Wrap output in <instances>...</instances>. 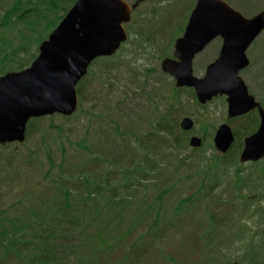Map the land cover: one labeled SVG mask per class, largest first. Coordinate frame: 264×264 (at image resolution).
Listing matches in <instances>:
<instances>
[{
  "label": "rangeland",
  "instance_id": "374dc122",
  "mask_svg": "<svg viewBox=\"0 0 264 264\" xmlns=\"http://www.w3.org/2000/svg\"><path fill=\"white\" fill-rule=\"evenodd\" d=\"M126 1L133 5L140 0ZM225 1L248 18L264 10V0ZM13 3V0H0V19ZM195 4L196 0H143L133 12L131 22L126 25V29L130 25L139 34L129 36L124 50L117 53H121L122 61L117 62L113 73L104 72V65L92 68L97 76L90 74L86 80L78 111L68 119L61 115L44 117L31 127L29 139L27 137L24 144H10L5 150L0 149V210L9 215L16 214L27 208L28 203L35 202L37 197L45 199L52 196V187L58 179L61 164L70 171L84 165L93 157L92 151L99 150L100 139L110 141L104 145L107 155L112 159L116 158L120 167L125 169L135 164L132 147L136 142L130 133H146L148 119L158 118L173 102L170 96V81L173 78L162 72L161 63L164 58L172 57L173 41L182 36L183 31L178 30L186 26ZM2 30L1 28L0 32ZM27 36H30L28 31ZM6 37L14 47L23 41V35L16 30L9 31ZM129 40L135 43L128 44ZM36 45L33 42L29 46L30 55L38 56ZM221 46L222 40L217 39L195 58L194 76L202 78L205 75L207 65L218 57ZM247 55L251 59V66L243 70L240 76L250 94L259 102H264V32L249 48ZM20 57L27 59L29 55ZM14 66L9 64L10 68ZM90 68L88 73L91 72ZM150 69L154 71H147ZM182 100L185 107L178 117L179 126L184 117H190L195 122L194 129L187 132L188 141L192 136L207 138L208 145L195 154L199 163L184 161L191 154L189 144L188 150L182 148L174 151L173 147L165 148L160 153L158 150V173L143 182L142 186L130 185L133 195L127 194L125 198L126 194H121L124 201L122 206L112 205L105 224H101L103 221H99V224L104 227L109 224L108 221L113 223L108 232L115 240L130 235L129 231H132L129 238L135 242L146 233L143 235L146 237L144 241L148 242L146 256L137 264H178L173 263L176 261H183L185 264H253V260L255 264H264V250L256 258V252L247 249L248 242L264 248V185L258 188L259 194L249 193L248 189L243 193L251 202V212L241 218L246 232L244 236L237 237L241 233L239 230L228 232L223 242L219 241L221 237L216 241V249L212 254L201 242L215 220L213 210L217 199V195H213L206 200L204 188L197 194L202 182L211 184L213 181V172L208 179L203 180L200 175L201 167L208 164L205 158L211 160L216 155H221L213 144L218 126L228 123L234 131L241 128L247 119H228L225 96L215 98L207 104L206 109L197 107L187 93ZM202 120L203 124H199L198 121ZM32 121L33 119L28 127ZM114 123L120 125V132L123 131L126 136L125 142L119 138V130L118 133L112 131ZM119 144L130 146L121 158L116 157ZM241 165L247 172L260 167H253L251 163ZM110 169L113 170L114 167L106 163L99 173L104 174ZM216 175L224 186L225 198L232 200L230 195L234 191L233 196L238 200H234V203H246L245 200L241 201L238 191L233 190L232 173L225 175L221 166ZM22 182L24 184L20 188L19 183ZM124 189L121 187V191ZM252 196L254 197L250 198ZM118 197L114 200L118 201ZM183 199L187 201L180 202ZM97 200L100 202L96 203L95 208H106L104 195ZM218 219L216 224L220 225L224 214ZM152 222L158 223L159 232L157 227L150 225ZM164 233L166 235L161 241L160 237ZM200 246L204 251L200 250ZM86 253L88 254V250L82 251L70 263L76 262V258L85 256ZM119 262L120 258H117L115 264H120Z\"/></svg>",
  "mask_w": 264,
  "mask_h": 264
},
{
  "label": "trees",
  "instance_id": "16d2710c",
  "mask_svg": "<svg viewBox=\"0 0 264 264\" xmlns=\"http://www.w3.org/2000/svg\"><path fill=\"white\" fill-rule=\"evenodd\" d=\"M76 1L13 0L12 6L5 10L0 19V29H3L0 32V75H5L9 71L16 72L28 68L29 64H32L37 58L36 55L29 54L31 43L37 44V52L39 53L40 44L64 19ZM185 27H181L178 31L184 33ZM12 30L23 35V41L19 42L17 47L10 44L6 37V34ZM26 30L30 36H27ZM127 30L129 36L139 34L130 25ZM46 32L48 33L44 37ZM130 43L135 42L129 40L128 44ZM126 45L127 43H124L120 50H124ZM21 55H29V57L25 59L20 57ZM118 61H122L121 53L110 58L97 59L91 65V72L78 86L79 105L82 104V91L83 88L85 89V82L89 75L97 76L92 68L104 65V72L111 74L117 68ZM10 63L15 66L10 68ZM108 67H112L111 70ZM147 71L153 72L154 69ZM170 87L172 92L170 96L173 102H170L167 111L156 119L153 117L148 119L149 127L146 133L137 134L132 130H130L131 133L129 132L136 142L135 146H131L133 153H135L133 166L125 169L120 167L116 158L112 159L107 155L104 145L109 144L110 141L100 139L99 150H91L94 153L93 157L84 165L77 166L70 171L65 168L63 163L61 164L58 179L54 185L52 184L54 189L52 196L45 199L37 197L35 202L28 203L27 208L18 211L16 214L9 215L0 210V264H71L70 260L85 250H88V254L76 258V262H72V264H115L117 258H120V264H137L140 259L142 260L146 256L148 242L144 241L146 237L143 236L146 233L135 242H133L134 239L129 238L133 234L132 231H129L130 235L115 240V237L108 232L113 223L108 221L109 224L104 227L101 224H105L107 221L105 218L112 210V205L122 206L124 201L121 194H126L124 195L125 198L128 195H133L130 185L132 187L142 186L143 182H147L148 178H152L158 173L160 152L169 147H173L174 151L182 148L188 150L189 141L186 137L188 133L182 131L178 123L180 112L185 107L182 100L183 95L187 93L199 108L206 109L209 104L200 105L193 89H177L173 79L170 81ZM261 104L264 107L263 101ZM64 118L68 119L67 117ZM42 119H33L30 123L27 130L28 139L31 134V127ZM241 119H247V122L241 128L234 130L236 141L229 152L225 155H216L211 160L205 158L208 164L201 167L200 175L203 180L208 179V176L213 172V181L211 184L202 182L197 194L201 193L204 188L206 200L217 195V199L214 201V210L212 209L215 220L207 234L204 235V240L201 241L210 254L216 249V241L221 237L219 241L223 242L224 238L228 236V232L241 231L239 236L237 235L239 238L246 234L241 218L246 217L251 212L249 205L251 202L245 198L246 195L243 193L245 189H248L249 193L259 194L258 188L264 185V160L253 165V167L260 166L259 169L254 170L253 168L250 172L245 170L239 160L244 148V139L253 134L259 126L258 112H251L235 121ZM198 122L203 124L204 121ZM118 130L119 138L125 142L126 136L123 131L120 132V125L114 123L112 131L118 133ZM202 139L203 146L200 149H192L191 154L184 161H190L192 164L199 163L195 154L201 152L202 148L208 145L207 138L203 136ZM9 146L11 145H0V149L5 150ZM129 147L119 144L116 157H123ZM158 150L159 153L157 154ZM106 163H109L114 169H110L104 174L99 173ZM221 166L225 175L232 173L233 190L236 189L241 196V201L245 200L246 203L236 205L234 203L236 200L233 196L234 191L230 195L232 200L225 198L224 186L221 184L220 177L216 175L217 169ZM23 184L24 182L19 183L20 188ZM121 187L125 189L121 191ZM103 195L106 197L104 205L106 208H95L96 203L100 202L97 198ZM116 196H119L118 201L114 200ZM185 201L187 199L180 202ZM222 214H224V219L218 225L216 224L220 219L218 217H221ZM99 221L103 222L99 224ZM150 225L153 228L157 227V232H159L160 228L157 222H152ZM165 235L164 233L160 237L161 241ZM199 248L204 251L201 246ZM247 249L250 252H256V258L260 257L261 254L259 253L264 250L261 245H256L253 242H248ZM252 263L255 264V261L253 260Z\"/></svg>",
  "mask_w": 264,
  "mask_h": 264
},
{
  "label": "water",
  "instance_id": "95a60500",
  "mask_svg": "<svg viewBox=\"0 0 264 264\" xmlns=\"http://www.w3.org/2000/svg\"><path fill=\"white\" fill-rule=\"evenodd\" d=\"M142 1L131 5L126 0H77L40 44L28 68L0 76L1 146L24 144L32 119L72 117L78 111V85L97 59L115 56L128 41L125 26ZM263 32L264 10L248 18L225 0H196L172 57L161 63L162 72L174 79L175 87L193 89L200 105L225 96L229 120L258 112L257 130L244 139L242 164L264 160V107L240 76L251 66L247 51ZM217 39L222 40L218 57L207 65L202 78L194 76L195 58ZM194 127L192 118H182L181 130L191 132ZM235 141L228 123L218 126L213 144L219 154H227ZM202 145L201 137L189 140L192 149Z\"/></svg>",
  "mask_w": 264,
  "mask_h": 264
},
{
  "label": "flooded vegetation",
  "instance_id": "af4514ba",
  "mask_svg": "<svg viewBox=\"0 0 264 264\" xmlns=\"http://www.w3.org/2000/svg\"><path fill=\"white\" fill-rule=\"evenodd\" d=\"M196 256H197V255H196ZM173 263L185 264L183 261H176V262H173Z\"/></svg>",
  "mask_w": 264,
  "mask_h": 264
}]
</instances>
